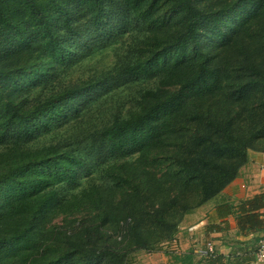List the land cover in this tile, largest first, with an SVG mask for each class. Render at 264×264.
<instances>
[{
	"label": "trees",
	"instance_id": "16d2710c",
	"mask_svg": "<svg viewBox=\"0 0 264 264\" xmlns=\"http://www.w3.org/2000/svg\"><path fill=\"white\" fill-rule=\"evenodd\" d=\"M1 62L0 264H125L264 153V0H0ZM90 62L109 70L62 82ZM65 201L97 220L46 230ZM262 209L264 194L241 202L240 228L264 230ZM216 255L203 264L248 261Z\"/></svg>",
	"mask_w": 264,
	"mask_h": 264
},
{
	"label": "crops",
	"instance_id": "0c3cea01",
	"mask_svg": "<svg viewBox=\"0 0 264 264\" xmlns=\"http://www.w3.org/2000/svg\"><path fill=\"white\" fill-rule=\"evenodd\" d=\"M249 157V162L240 170L235 181L217 199L184 218L175 240L180 245L177 254L185 256L195 246L213 241L219 255L228 258L241 254L242 259L248 260L245 264H264L256 257L260 241L264 240V230H242L239 224V204L264 194V153L251 152ZM224 203L234 207L233 213L227 217L218 214V206ZM259 212L264 214V209ZM261 219L264 217L261 216ZM257 238L260 241H256ZM171 251H174L173 248Z\"/></svg>",
	"mask_w": 264,
	"mask_h": 264
},
{
	"label": "rangeland",
	"instance_id": "374dc122",
	"mask_svg": "<svg viewBox=\"0 0 264 264\" xmlns=\"http://www.w3.org/2000/svg\"><path fill=\"white\" fill-rule=\"evenodd\" d=\"M134 26V25H132ZM126 35L123 36L122 39H120V42L117 43L116 46H119V48H130V45L133 44L135 41H137L140 36L139 33L137 31L132 30L131 32H127L125 33ZM132 47V46H131ZM135 47V46H134ZM132 47V48H134ZM113 50L108 49L106 51V53L109 55H113ZM95 61V60H93ZM92 61V62H93ZM91 63V62H90ZM87 64L88 67L84 68L83 73L81 74V72H74L73 74H71L70 76H64L62 79V82L70 84V85H75V84H79L82 85L88 78H91L93 75L95 74H100L102 72V70H109V68L105 65H103L102 63H98L96 64ZM5 62H1L0 64V70H2V67L5 66ZM82 83V84H81ZM40 89L37 90V92ZM45 94V93H44ZM44 94H40L41 96H43ZM35 96L34 94H29L28 96H26V104L27 103H31L35 101ZM94 120V119H93ZM64 128H67V126H65ZM62 133H64L63 131H60ZM72 130L67 128V132L64 134H69L71 133ZM41 139H39L37 141V143L31 144L30 147L31 148H37L39 146H43L42 144H50L52 143V141L54 140V136L52 137H47V135H43L42 137H40ZM82 138V137H81ZM88 180V179H87ZM85 178L82 177L79 185L72 189L69 192H66V195L69 199H71L70 201L74 202V197L72 198L73 194H79V192L81 191V189H83L84 187H87L88 181ZM73 202H69L67 204V201L64 202L63 206H60L59 209L56 211V213H54L53 215H50L49 218V222L46 225V230H50L51 228L54 229H60V228H67V230H71V229H75L77 230V227L82 224L83 222L86 224L89 223H93L97 220V216L95 214L94 207H89V204L86 205H80L79 206L82 208V211H77L74 209V207H71ZM89 208V209H87ZM85 212V213H84ZM194 212V211H193ZM107 226H109V228L106 227V225L104 224L103 229L107 230L109 233L113 232L115 230V225L107 223ZM83 227V226H82ZM87 229V228H86ZM85 230V229H84ZM93 230V229H91ZM80 231V230H79ZM180 231V228L177 231L176 236L178 235ZM82 232V231H81ZM84 233V231H83ZM86 234L84 233V236ZM110 236V234L105 235V239ZM176 236L174 238L173 241H170L168 243L164 242V243H160L157 245H154L152 247H150L149 250L147 251H138V250H133V247H127L129 249H126V254L127 257L125 259V264H180V262H178L175 259V256H181L180 254H177V249L180 250V245L179 243H176ZM114 238H117L116 240L122 241L119 239V236H115ZM112 239H110L108 241L111 242ZM99 241L101 244H103V239L99 238ZM175 241V242H174ZM213 243V241H206L202 244H207V243ZM112 244V243H111ZM112 245H117L115 242ZM128 245V244H127ZM101 246V245H100ZM121 247H126V246H121ZM173 248L174 251H171V249ZM59 249L62 251L63 247L61 245H59ZM52 250V248H51ZM53 250L55 251V247L53 248ZM52 250V251H53ZM53 251V252H54ZM58 253V251H57ZM53 257V253H49L47 258ZM207 260H202L199 258H195L193 257L192 263L193 264H203V263H207Z\"/></svg>",
	"mask_w": 264,
	"mask_h": 264
},
{
	"label": "built area",
	"instance_id": "2783aa9c",
	"mask_svg": "<svg viewBox=\"0 0 264 264\" xmlns=\"http://www.w3.org/2000/svg\"><path fill=\"white\" fill-rule=\"evenodd\" d=\"M192 251L195 257L199 259H213L217 256L215 245L210 242L195 246ZM256 257L258 261L264 262V241L260 243Z\"/></svg>",
	"mask_w": 264,
	"mask_h": 264
}]
</instances>
